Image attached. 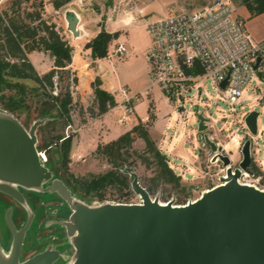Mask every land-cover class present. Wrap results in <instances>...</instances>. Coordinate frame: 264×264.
Segmentation results:
<instances>
[{
    "label": "water",
    "instance_id": "1",
    "mask_svg": "<svg viewBox=\"0 0 264 264\" xmlns=\"http://www.w3.org/2000/svg\"><path fill=\"white\" fill-rule=\"evenodd\" d=\"M66 30L79 36V16L64 12ZM226 80L220 86L224 87ZM259 111H249L244 122L257 133ZM196 140L207 146L221 161L225 177L219 184L185 204H161L151 200L129 167L130 186L141 203L104 202L90 205L74 196L65 183L42 162L37 150L36 129L48 117L36 119L26 129L16 117L0 109V193L15 201L25 214L22 225L12 220L13 207L5 209L4 221L10 232L9 245L0 244V264H53L60 250L42 239L41 248L21 259L24 241L35 218L25 192L52 194L60 204L56 211L68 210L62 224L68 243L74 248L64 264H264V189L238 181L241 170L252 163L251 140L241 147V158L232 167L230 155L222 153L207 133L209 119L197 113ZM48 209V208H47ZM50 240V238L48 239Z\"/></svg>",
    "mask_w": 264,
    "mask_h": 264
},
{
    "label": "rangeland",
    "instance_id": "2",
    "mask_svg": "<svg viewBox=\"0 0 264 264\" xmlns=\"http://www.w3.org/2000/svg\"><path fill=\"white\" fill-rule=\"evenodd\" d=\"M15 0H0V11L8 9ZM93 6L98 10V7H102L103 10L107 8H116L124 14L132 11V8H140V15L137 13V18L140 19L138 24H141V18L156 19L163 17L165 15L175 14L182 9L194 10L199 8L211 0H93ZM50 3L48 0H30L28 2H22L21 9L32 10L34 8L40 9L42 17L49 22H53L57 29H61V33L64 35L69 34L64 33L65 30V19L64 12L65 7H60V9H55L56 12L46 10V4ZM85 5V4H84ZM100 11V10H99ZM234 15L239 16L244 21V26L250 36L255 39L264 35V14L262 15H251L246 8V6L241 2V0L234 1ZM52 17L56 20L53 21ZM126 17H129L126 19ZM104 16L101 17V20ZM126 21L131 19L130 14L125 16ZM143 31V30H142ZM70 35V34H69ZM112 41H110L111 43ZM42 52V51H39ZM29 54V53H28ZM35 56H33L34 58ZM108 58V56L106 55ZM105 57V58H106ZM44 58H46L44 56ZM35 61V58H34ZM103 66L108 65L107 69H110V64L116 68V71L122 76V78H130L132 80L133 86H143L148 84L146 77L141 76V68H143V61L141 57L130 58L129 64L119 68L120 61L115 57L108 59H103ZM93 66V63L88 64ZM86 67V66H85ZM120 69V71H118ZM110 71V70H109ZM38 73V72H37ZM39 74V73H38ZM42 75V74H39ZM75 75L71 70L69 74L63 70H58L57 75L53 77V87L45 86V91L50 96H56L57 94H62L65 91L66 86L69 83L70 90L74 86L72 82V77ZM83 75H87L84 70ZM77 77V76H76ZM78 80V78H77ZM28 86H34L36 83L29 79L20 80ZM77 83V82H76ZM209 81L202 82V86L205 90L209 91L211 97L207 101L209 104V113H211V120L215 123V127L218 128L223 126L224 128H229L232 125V130H234L236 123L241 120L240 113L242 110L254 109L260 112L258 117V125L260 128L259 134L264 139V131L261 132V128L264 126V103L261 102L259 96H264V85L256 81L255 79L251 84H254L252 90L247 86L243 91V96L240 102L244 107L241 109L238 105L235 106L234 112H230L228 107L220 102H216V93L210 88ZM137 88V87H134ZM259 92V93H258ZM41 99L47 101V97L41 96ZM31 111L28 123L26 124L25 114L19 116L18 121L28 129L30 125L35 121L34 118L37 117L36 107L39 104L36 97H32L31 100ZM217 103V105L215 104ZM71 114L69 122L63 120H57L55 123L47 125L45 128L36 129L37 144H45L46 152L43 150L45 159L50 157L52 161V166L55 172L61 176L65 177L62 164L58 156V146L54 144L57 135H70L71 138L75 137V130L79 125L86 122L87 118H94L97 116V104L94 97H90L84 104H81L79 100H75L72 103ZM175 110V111H172ZM193 106L186 103L183 110H176V103H171V108L168 111V126L167 130L173 133V139H176L180 133L185 134V139H183V148L185 152L190 156L194 157L197 154L196 168L195 165L183 161L181 164L189 166L191 169L189 172H184L182 169L173 167L172 170L175 175L179 177V185H175L172 182H165L162 180L153 181L155 175V170L153 166L146 167L141 163L139 158L129 151L130 156H128L123 162L124 167H130L131 170L136 174L139 184L150 190L147 191L151 200H157L158 202H172L176 205L185 204L188 201H192L198 198L201 193L218 184V176L222 172L221 164L209 163L207 149L208 147L202 146L196 138V128L197 121L194 117ZM201 110V107L199 108ZM9 113V112H8ZM51 115H56L54 109L50 110ZM11 114V113H10ZM13 115V114H12ZM14 116V115H13ZM15 117V116H14ZM225 117L226 119H223ZM39 119V118H38ZM225 120V121H224ZM234 122V123H233ZM25 124V125H24ZM126 126V125H125ZM207 134L213 137L214 141L224 142L225 138L220 136L217 130L212 128H207L205 131ZM227 142V141H225ZM103 140L97 141L96 145L92 150H87L83 152L82 156H76L72 159L69 157L67 162V169L75 176H89L90 174L103 173L111 169V164L106 160V158L97 153L96 147L98 144H105ZM228 146L226 152H229L230 158L232 159V165H236L241 158L240 150L232 142H227ZM51 144V145H49ZM259 148H262L261 141H258ZM143 148V143L139 138H135L132 143V149L141 152ZM70 156V151H69ZM131 163V165H128ZM175 163V162H174ZM44 164V163H43ZM180 164V163H179ZM192 173H195L194 176ZM127 178L129 181V188H123L119 184H107L105 187L98 190L101 194V199L93 191L90 201H87L90 205H98L104 202H121V203H138L141 202L139 195L134 193L131 189L130 182L131 176L127 173ZM243 182H249L247 179H242ZM260 184L262 180L260 179ZM263 185V184H262ZM25 197L28 204L32 207L35 212V218L28 230V238L24 241L21 250V259H27L32 253L38 251L42 245V239L47 243H52L54 248L60 250V259L55 261L53 264H64L71 259L74 252V248L68 243L64 227L62 224H54L56 219H66L68 210H61L58 214H55V209L53 207H48V205L57 206L55 196L52 194H35L32 192H25ZM12 205L13 223L19 227L23 224L25 219L24 211L21 206H19L15 201L8 198V196L0 193V244L7 249L10 241V232L4 221V211L7 206ZM48 208V209H47ZM66 216V217H65ZM50 238V240H48Z\"/></svg>",
    "mask_w": 264,
    "mask_h": 264
},
{
    "label": "built area",
    "instance_id": "3",
    "mask_svg": "<svg viewBox=\"0 0 264 264\" xmlns=\"http://www.w3.org/2000/svg\"><path fill=\"white\" fill-rule=\"evenodd\" d=\"M234 1L211 0L194 10L182 9L175 14L149 21L145 26L151 39V46L144 54L147 77L168 103H176V110H183L184 105L189 103L195 108L193 113L196 121L197 113L207 117V128L217 130L225 141L232 142L239 150L242 143L250 139L252 162L261 174L241 170L238 181L264 189L259 181L264 177V139L259 134L258 125L260 112L254 136L244 122L246 114L253 109L241 111V120L236 123L234 130L232 125L229 128H216L211 120V113L208 112L207 101L211 94L202 86V82L208 80L210 88L216 93V102L234 112L236 105L241 109L244 107L240 102L243 91L247 86L252 90L254 84L251 83L254 79L264 85V39L255 40L250 36L243 20L234 15ZM126 52L124 44L109 43L107 56L122 58ZM224 80L226 83L221 87ZM122 92L126 93L124 90ZM133 98L134 96H125V113L119 119L121 122L133 112ZM259 99L264 103V96H259ZM263 131L264 126L261 128V132ZM207 135L214 141L212 136ZM258 141H261L262 148H259ZM214 142L222 148V153L229 155L220 141ZM38 154L41 162L45 163L44 153L38 151ZM213 155H208L209 163L221 164L218 157L211 162ZM221 175L226 176L225 170L222 169L218 181ZM242 179L249 182H243Z\"/></svg>",
    "mask_w": 264,
    "mask_h": 264
},
{
    "label": "trees",
    "instance_id": "4",
    "mask_svg": "<svg viewBox=\"0 0 264 264\" xmlns=\"http://www.w3.org/2000/svg\"><path fill=\"white\" fill-rule=\"evenodd\" d=\"M28 1L30 0H15L8 9L0 11V109L13 114L16 118L25 114L27 124L31 111L30 100L36 97L39 104L35 108L37 117L34 120L48 117L43 125L38 126V129H42L57 120L67 122L70 120L73 102L69 83L65 91L56 96L48 95L45 86L53 87V77L57 75L58 70L69 74L70 70L67 66L71 62L72 46L61 33V29L56 28L55 23L42 17L40 9H21V3ZM48 1L57 10L70 0ZM241 2L251 15L264 12V0H241ZM116 37L117 33H109L101 28L91 40L85 43L84 47L90 48L93 59L104 58L107 55L110 41ZM32 51L48 52L53 60L52 68L39 75L28 58V53ZM23 79L32 80L36 85L28 86L20 81ZM72 82L76 84V75H73ZM91 88L97 104V115L116 105L113 95L100 88L98 77L91 82ZM44 95L48 98L47 101L41 99ZM52 109L56 111V115H51L50 110ZM153 119L154 115L150 112L146 123L139 121L116 139L97 145V153L104 156L112 166L106 172L78 177L68 171L66 164L71 147L70 135H57L54 142L58 146L57 152L65 177L55 172L50 157L46 159L44 165L65 183L74 196L86 202L90 201L93 191L95 193L97 191L96 195L101 199L98 190L107 184H119L123 188H129L127 173L122 170L124 167L122 163L131 153L135 154L144 166H153L155 170L153 181L162 180L179 185V177L169 166L166 155L159 150L147 131L146 126ZM135 138H139L143 143L141 152L132 149ZM36 147L38 151H47L45 144L38 143ZM249 170L255 175L261 174L253 162ZM261 180L264 185L263 176ZM145 189L150 190L148 187ZM54 201L57 202L56 205L60 204L59 200Z\"/></svg>",
    "mask_w": 264,
    "mask_h": 264
},
{
    "label": "crops",
    "instance_id": "5",
    "mask_svg": "<svg viewBox=\"0 0 264 264\" xmlns=\"http://www.w3.org/2000/svg\"><path fill=\"white\" fill-rule=\"evenodd\" d=\"M93 2V0H70L62 6L66 10H73L79 16L78 37L73 38L70 32L66 30V22L65 30L63 31L70 34L66 33L65 38L72 46L71 62L67 67L78 78L77 83L71 89L72 102L78 99L81 104H84L90 97H94L91 82L98 77L100 88L113 95L116 105L94 118H87L86 122L78 126L75 130V137L71 138L69 157L74 159L76 156H82L83 152L92 150L99 140L107 143L116 139L139 121L146 123L151 112L154 115V119L147 124V131L159 150L166 155L169 166L189 172L191 170L189 166L181 164V162L186 161L198 168V165H196L197 154H194V157H190L183 148V139L186 138L185 134L181 132L176 139H173V133L167 130L168 111L171 108V104L165 100L155 85H151L147 77V64L144 54L151 46V39L146 32L145 26L151 20L141 18L142 23H137L140 20L137 18V13L139 12V15L141 13L140 8L136 9L133 7L132 11L124 14L120 10L117 11L116 8L103 10L100 6L97 10L93 6ZM46 10L48 12H50L49 10L56 12L51 3L46 4ZM127 14L131 16L128 21H126L128 17L125 19ZM262 14L264 12L258 15ZM102 16H104L103 20H101ZM52 20L55 21L56 19L52 17ZM101 28L109 33H117V37L111 42L112 44L120 42L126 47V55L122 58H117L120 61L119 68L129 64L130 58L141 57L144 65L140 74L147 78L148 84L133 86L132 80L130 78H122L113 65L110 64V69H107L108 65L103 66L102 60L109 57L95 59L91 57L90 48H85L84 45ZM257 39H264V35ZM33 56H35V61ZM28 58L39 74H43L52 68L53 60L48 52L32 51L28 54ZM91 63H93V66L88 65ZM84 70L87 75H83ZM122 90L126 91V93L122 92ZM125 96H134L131 100L133 112L126 115V120L121 122L119 119L125 113ZM172 111L175 110L172 109ZM192 174L196 175L195 173Z\"/></svg>",
    "mask_w": 264,
    "mask_h": 264
},
{
    "label": "bare ground",
    "instance_id": "6",
    "mask_svg": "<svg viewBox=\"0 0 264 264\" xmlns=\"http://www.w3.org/2000/svg\"><path fill=\"white\" fill-rule=\"evenodd\" d=\"M128 18H129V17H128ZM222 144H223V147H225V148L227 147V142L224 141V142H222ZM43 156L45 157L44 154H43ZM221 170H222V169H221ZM218 184H219V182H218ZM204 191H206V190H204ZM204 191H203V192H204ZM138 203H141V202H138ZM160 203H161V204H165V203H163V202H160Z\"/></svg>",
    "mask_w": 264,
    "mask_h": 264
},
{
    "label": "flooded vegetation",
    "instance_id": "7",
    "mask_svg": "<svg viewBox=\"0 0 264 264\" xmlns=\"http://www.w3.org/2000/svg\"><path fill=\"white\" fill-rule=\"evenodd\" d=\"M8 198H10V197H8ZM11 199V198H10ZM12 200V199H11ZM13 215V214H12ZM33 254V253H32Z\"/></svg>",
    "mask_w": 264,
    "mask_h": 264
}]
</instances>
